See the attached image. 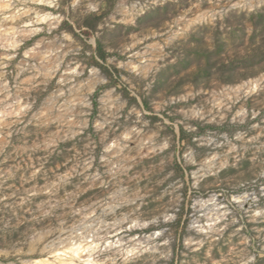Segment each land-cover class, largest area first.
<instances>
[{
  "label": "rangeland",
  "instance_id": "rangeland-1",
  "mask_svg": "<svg viewBox=\"0 0 264 264\" xmlns=\"http://www.w3.org/2000/svg\"><path fill=\"white\" fill-rule=\"evenodd\" d=\"M243 1L31 5L58 21L36 25L15 51L0 45L9 58L0 64V98L11 109L21 94L26 107L0 126L1 263L40 257L80 224L104 233L123 219L127 243L162 234L156 249L134 257L100 255L107 264H264V0ZM122 2L138 5L132 19L116 11ZM33 46L60 57L52 77L36 72L41 59L19 69ZM137 54L151 63L146 74L123 66ZM250 79H259L254 91L236 89ZM243 192L249 202L232 200ZM213 193L227 213L215 230L200 231L191 220H207L195 201ZM131 220L142 225L129 230Z\"/></svg>",
  "mask_w": 264,
  "mask_h": 264
},
{
  "label": "bare ground",
  "instance_id": "bare-ground-1",
  "mask_svg": "<svg viewBox=\"0 0 264 264\" xmlns=\"http://www.w3.org/2000/svg\"><path fill=\"white\" fill-rule=\"evenodd\" d=\"M58 0H0V14L3 16L0 19V27L3 24H7L8 26L0 28V45L4 48L5 51L17 48L20 45L21 40L29 39L33 37L38 32V27L36 25L45 23L49 26L52 23L58 21V17L54 16L50 11H43L42 9L34 8L31 5L36 6H45L48 8H52L56 5ZM246 1V0H245ZM244 2L247 6H253L254 1L248 0V2ZM261 1V0H257ZM240 1L235 4L239 5ZM137 4H132L130 8H126L124 3H120L116 9L117 12L122 13L125 17L129 19L133 18L135 14V10ZM258 6V5H257ZM142 7L138 8L141 9ZM137 9V10H138ZM33 12L35 16L32 17L31 21H24V16H29V13ZM213 13L209 16L211 17ZM208 16L207 13L193 16L192 19H188L186 21L187 24L192 23L196 20L204 19V17ZM35 17V18H34ZM34 18V19H33ZM20 22H24L22 25H19ZM38 46H33L24 51L25 59L20 62L19 69L24 68L25 62H28L27 59H41L40 65L35 66L34 68L37 70L36 72L43 74L44 76H53L57 73L59 63L57 58L60 57H50L49 55H45V53L50 52V49L47 50H36L35 48ZM152 52V51H151ZM3 57L4 60L0 64L8 63V53L4 52ZM140 58L137 60L130 59L123 66L127 67L132 71H136L141 69L144 74L148 72L150 69L151 63L148 61L146 64H141V58H143V54H137ZM50 57V58H49ZM148 59V58H147ZM28 66V65H26ZM4 68V67H3ZM22 73V72H21ZM64 74V73H63ZM0 76H2V72H0ZM33 79V78H32ZM100 76L96 75L91 78L89 83V90H93V88L100 82ZM28 81V80H27ZM26 81V82H27ZM259 86V79H250L243 84L236 87L237 90L245 89V91L252 92ZM6 88V87H5ZM2 86H0V91L2 90ZM235 89V90H236ZM6 90V89H5ZM8 91V90H7ZM21 93V92H20ZM21 94L15 95L17 99L13 105H11V109L5 108V104H7L5 98H0V126H7L11 123L10 118L13 115H19L22 117L26 113V107L24 106V101L20 97ZM231 95V94H230ZM109 96V95H108ZM107 96V97H108ZM88 102V101H87ZM5 103V104H4ZM13 103V102H12ZM9 107V106H8ZM242 116L245 114L244 110L240 111ZM12 115V116H11ZM8 116H11L8 118ZM18 117V118H19ZM16 118V117H15ZM4 138V137H3ZM0 137V145L3 143L4 139ZM131 138V131H127L124 133L122 138H119L113 145H115L116 149L120 150L123 147V140ZM141 143V142H140ZM3 145V144H2ZM166 145V143H165ZM112 146V145H110ZM108 145L106 148H110ZM162 146V145H161ZM110 152V151H109ZM188 155V154H187ZM203 169L206 172H210L213 169V159H208L203 164ZM252 196L247 193H240L233 195L232 200L234 202L243 204L249 202ZM110 201L108 202V206L110 207ZM194 206H199L200 211H202L199 215L206 217V224L199 223V220L194 217L191 220V226L198 228L200 231L215 230L214 225L217 222H220L225 218L226 210L222 209L224 206L220 204L218 200V196L216 194H210L206 198H200L195 201ZM93 210V209H92ZM122 220L119 219L114 221L111 224H108V227H113L112 230L115 231L114 234H110L112 230H107L108 227L105 228V232L101 233L104 229L99 227H93L91 224H80L77 228H72L70 232L65 236L60 238L57 242H53L51 244H45L41 251L40 257L28 258L22 260L23 264H107L105 261L100 259V255L104 253H109L111 251H115L120 253L121 255H125V258L134 257L142 252L156 249V244H153V241L157 239L162 232L154 231L150 234L143 235L142 237L135 236L131 237L130 243L124 241L123 236L119 235L121 231H118L122 227ZM84 222V221H83ZM103 222V221H102ZM132 224L129 225V230L131 228L138 227L142 224L138 220H131ZM103 224V223H102ZM105 224V223H104ZM147 224V223H146ZM110 229V228H109ZM48 233V232H47ZM118 235L116 238L114 236ZM33 244V243H32ZM35 245V244H34ZM114 263V262H113ZM0 264H3L0 262ZM7 264H15L13 262Z\"/></svg>",
  "mask_w": 264,
  "mask_h": 264
}]
</instances>
